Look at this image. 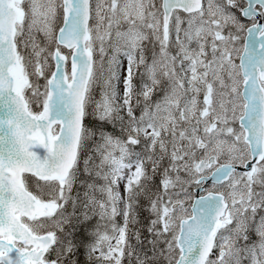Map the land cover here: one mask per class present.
Returning a JSON list of instances; mask_svg holds the SVG:
<instances>
[{
	"label": "snow or ice",
	"instance_id": "6c2138e0",
	"mask_svg": "<svg viewBox=\"0 0 264 264\" xmlns=\"http://www.w3.org/2000/svg\"><path fill=\"white\" fill-rule=\"evenodd\" d=\"M0 264H264V0H0Z\"/></svg>",
	"mask_w": 264,
	"mask_h": 264
}]
</instances>
